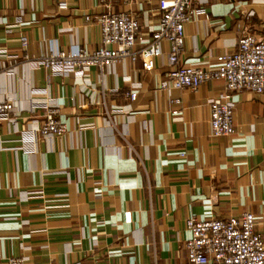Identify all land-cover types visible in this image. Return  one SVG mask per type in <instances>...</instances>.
Segmentation results:
<instances>
[{
	"label": "crops",
	"instance_id": "obj_1",
	"mask_svg": "<svg viewBox=\"0 0 264 264\" xmlns=\"http://www.w3.org/2000/svg\"><path fill=\"white\" fill-rule=\"evenodd\" d=\"M206 11L185 26L181 66L214 67L245 31L264 36V0H209ZM109 12L137 17L148 32L161 0H0V100L17 119L16 128L0 124V264H184L187 219L249 212L264 238V93H233L236 133L216 138L210 102L223 83L169 94L160 89L165 56L80 78L28 63L99 48L100 26L86 17ZM48 105L68 132L32 141ZM30 189L43 194L26 198Z\"/></svg>",
	"mask_w": 264,
	"mask_h": 264
},
{
	"label": "built area",
	"instance_id": "obj_2",
	"mask_svg": "<svg viewBox=\"0 0 264 264\" xmlns=\"http://www.w3.org/2000/svg\"><path fill=\"white\" fill-rule=\"evenodd\" d=\"M208 2L161 0L157 26L148 32L143 30L137 17L127 12H109L95 18L87 16L86 21L95 19L100 26L99 48L57 49L34 61L27 60L33 68L80 78L94 67L103 71L124 60H140L150 65L153 60L165 56L169 71L160 82V89L169 94L183 89L196 90L209 81L223 83L224 91L210 102L211 135L216 138L233 136L236 128L232 94L242 91L264 93V36L245 31L232 52L216 57L214 67L179 65L185 44V26L199 14H203L205 19L210 18L206 11ZM21 41L27 43L24 36H21ZM124 96L134 100L136 95L125 92ZM170 103L174 106L172 115L179 118L181 99L172 97ZM10 107V101L0 100V124L7 121L16 128L17 119L10 116ZM58 111L57 107L48 105L45 123L31 131L32 141H37L39 136L49 139L68 132L67 125L57 117ZM42 194V189L24 191L26 198ZM186 228L190 237L186 242L187 261L184 264H264V238L257 231L256 219L251 212L227 219L198 221L189 218ZM25 263L23 256L7 258V264Z\"/></svg>",
	"mask_w": 264,
	"mask_h": 264
}]
</instances>
